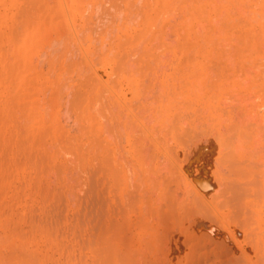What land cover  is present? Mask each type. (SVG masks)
<instances>
[{"label":"rangeland","instance_id":"obj_1","mask_svg":"<svg viewBox=\"0 0 264 264\" xmlns=\"http://www.w3.org/2000/svg\"><path fill=\"white\" fill-rule=\"evenodd\" d=\"M181 1L182 3H179ZM209 1L0 0V264H107L108 260L105 257L109 255L108 252H112L111 255L114 258L120 259V261L123 260L124 264H264V204H262L264 203V190L259 187L261 191H258L261 194L254 193L255 196L252 194L249 196L250 200L252 197L255 200H249L248 204H251V206H244L247 212L235 214L234 207H231L232 203H230L232 201L231 196L225 191V185L221 181V171H218V168H221L228 173L229 169L223 165L222 161L223 164L218 163L219 159L216 160V155H213L211 149L207 147L217 132L220 135L222 134L219 133L221 130V132L225 131L226 133V129L230 130V124L227 125L225 121L228 122L230 119L228 123H233L232 120L234 118H236L234 121L238 123L245 121V119L248 120L247 114L244 112V115L242 113L244 110L239 107L244 102L240 101L241 93L248 97V99L246 97L243 99L245 101L249 100L248 106L256 108L258 104L256 110H264V51H259L260 47L255 48V50L258 49L257 51L261 55L257 57V54H254L255 52L251 49L253 43L256 45V40L261 39L258 35L262 37L258 31L262 32L260 28L264 25H262L264 16L263 18L261 17L262 21L258 18V23L254 22L256 27L253 24L252 28L251 24L256 21L253 20V15L257 16L255 9L261 7L262 4L258 5L254 0H248L247 3L242 0L241 3H246L243 5H247V8L244 6L242 10V6L239 5L240 9L235 6L238 4L235 3L237 0L235 2L227 0L229 1L228 5H230V2H234L233 8L231 5L230 7L236 13L228 14L230 12L226 10L229 8H227L228 5L222 3L226 7L224 9L225 7L223 6V9L226 10L224 12L229 20L221 18L225 16L224 13V16H219L216 20L215 16L219 14L217 6L221 0H218L219 2L215 0L218 2L215 4L213 0ZM224 1L222 0V2ZM211 2L213 5H211ZM184 3L186 6L183 5ZM262 3H264V0ZM190 5L194 6L195 9L197 7L205 8L206 10L204 11L209 14L207 18L209 19V16L210 18L213 16L214 20L210 19L209 21L201 16V22L199 18L203 9L198 10L197 8L196 11ZM252 5L256 7L254 14L253 12L250 13L251 11H247V9L252 8ZM213 6L217 10L215 8V10H212ZM220 7L221 12L222 6L220 5ZM189 10L192 13L191 17H193L191 19L190 17L188 19L186 15L188 14L189 16L191 14ZM245 10L248 12L247 14ZM194 12L201 13H199L197 19L195 18L197 16H194ZM249 13L252 15L248 20ZM151 14L153 15L151 16ZM233 14L237 17L240 14L239 18L241 21ZM263 14L264 10L262 11ZM156 15L157 17H155ZM147 16L150 18L147 19ZM230 16L232 20L233 17H235L234 20H239V23L236 20L232 21L233 23L237 22V27L235 23L231 22L232 26L229 23ZM243 16L246 17H244L246 24H250L249 28L245 25ZM257 17L254 18L257 19ZM147 20L152 23L150 27L147 24ZM180 20L183 22L181 23ZM197 20H200V23ZM204 20L206 22H203ZM219 21L222 23H219ZM224 21L226 22L225 24L223 23ZM192 22L194 23L192 24ZM259 22H262L260 23L261 26ZM227 24H230L231 28ZM35 25L37 27H34ZM181 25L183 27H180ZM224 25H226V30H230V35L226 32ZM177 27L180 28L178 29ZM232 27L234 31H231ZM235 27L236 29H234ZM243 29L246 32L248 31L247 34ZM262 29L264 30V27ZM196 30L199 32H196ZM206 30H208V33L204 34V37L209 35L211 38L213 33L216 32V35L212 36V42V38L210 39V44H208L209 40H206L207 38L204 41L203 37H201ZM217 30L218 34L223 31L219 37H217ZM239 30L244 31V36L242 35L243 33L239 34ZM185 33L188 34L186 35ZM225 33L227 34L226 36ZM254 33L258 35L256 36ZM262 33L264 34V32ZM249 34H251V37L246 39L245 35L250 36ZM234 35L235 37L238 36L236 38L237 41H235ZM254 35L257 38H254ZM227 36L230 39L234 38H232L234 46L232 43L229 44L230 41L227 42V39L229 40ZM240 37L246 41L242 39L239 43ZM218 38L220 41H218ZM214 39L218 43L222 39L226 40V42L224 43L222 40L219 44L220 47L215 49L218 43L214 47ZM259 40H257L258 45L256 46H261L264 43L263 40ZM183 41L184 43H182ZM164 42L167 45L169 42L172 45H176V48L172 47L174 51L172 48V51H167ZM203 42L205 48L202 44ZM186 43L188 46L183 45ZM212 43L213 46L209 47ZM250 43L252 44L251 48L249 47ZM140 44L146 48L151 46L152 49H147L153 51L156 55L154 53L150 54L151 52H148L147 55L146 48H142ZM178 44H180L179 49L188 48L179 51L177 48ZM227 44L230 47L229 49H227ZM231 45L233 47H242L244 45L247 50L250 48V51L242 53L239 57L242 60H240L237 57L238 52L241 53L245 47L243 46L242 50L240 49L241 51L238 49L237 55L234 56L235 54L233 53L235 51H233ZM207 48L209 50L213 48L212 53H208L206 51ZM219 49L221 51H218ZM224 49L226 52L223 51ZM200 50L204 51L201 52ZM251 50L252 53H250ZM246 53H250L251 57L256 55L255 57L259 59L258 61H263L260 63L256 58H252L251 61V57L248 55L250 57L249 60ZM149 54L151 58H149ZM242 56H246V59L245 57L242 58ZM211 57H214L213 60ZM189 59L191 60L189 61ZM198 59H202V61L199 62ZM206 60L208 62H204ZM195 61L202 62L201 66H203L200 67V64ZM142 62L154 65L153 67L148 65L146 67L142 65L143 67H141ZM194 62L199 66L194 65ZM176 63L177 66L175 65ZM239 63H241L240 66ZM220 67L225 69L220 70L222 69ZM202 68L209 74V78L206 73L203 74L204 70L201 71ZM191 69L192 72H190ZM195 73L198 75L196 76ZM228 76L230 77L228 78ZM204 77L208 80H204ZM220 77L223 78L225 84ZM239 78L242 86L238 84ZM189 79L192 81H189ZM218 79L219 81H217ZM232 80H234L233 83ZM216 81L217 85L215 84ZM235 81L237 83L234 84ZM190 82L199 83L200 90L196 85L187 86L191 84ZM177 83H181V87ZM246 83L247 85L251 83L252 87H254L255 83V87L252 88L248 85L247 88ZM260 84L261 87H259ZM174 85L178 87L176 86L175 88ZM184 85L187 87L184 88ZM235 85L239 87L237 88ZM192 86L196 88L195 91H192L191 96L193 98L188 95L191 94L190 90L195 89H191ZM95 87L97 89L94 91ZM173 87L175 92L172 89ZM227 87L231 88L229 89L230 91ZM177 88L181 90H178L179 92L188 95V97L185 94L181 96L184 102H186V98L190 100V97L192 100L195 99L196 102L193 100V103H191V101L186 99L191 103L189 107L194 104V108L192 105L191 108L186 107L187 110L182 106V112H184L182 114L190 118L191 121L185 118L184 120L191 123H184L183 118L181 119L180 116L183 122L178 124L175 121V123L178 126L181 124L185 126L184 128L179 127L177 135H174L173 123L172 125L169 124L173 122L170 119L172 114L168 112L171 117H167L169 119L167 121L164 119L165 121H163L160 113L157 114L161 116L158 118V116L154 115L156 112L153 114L152 112L155 108L153 104L157 101L156 98L159 95L162 96L163 94L161 97L164 99L163 102H168L170 99L167 96L168 93L172 96L171 92L173 91L172 93L175 95ZM211 89L214 90L212 91ZM232 89L234 92L231 91ZM90 90L91 92H89ZM200 91L202 92L201 94L199 93ZM195 92L203 98L200 97L199 99L200 95L197 96ZM221 92L223 93L222 96L220 95ZM164 95L167 97L165 98ZM194 95H196L195 98ZM214 95L218 97L216 96V98ZM180 99L183 101L182 98ZM154 100L156 101L154 102ZM206 102L207 106L205 105ZM249 102H253L254 105ZM155 104L157 105L158 102ZM172 104L170 103V105ZM150 105H152L153 109L149 108ZM208 106L211 107L209 108ZM226 112L228 115H226ZM261 113L262 115H258L260 117L257 119L264 115V111ZM209 114L212 115V118ZM202 116H205V118ZM208 116H210L211 120L215 119L216 121L212 120L213 122H211ZM244 117L246 118L244 119ZM207 118L210 121L209 123ZM220 118H224L222 123L218 120ZM180 119L178 120L180 121ZM203 119L207 127L209 125L212 128L213 123L216 122L217 125L214 123L216 128H222L220 130L212 128L211 130L208 127L209 130L208 128L206 130ZM193 120L200 126L202 124L203 126L201 127H204L202 129L208 132L204 133L200 126L197 125L198 130L202 131V133H197L195 131L197 127ZM192 121L196 127L195 130H193ZM211 123L212 125L210 126ZM189 125H193L190 126V130ZM215 130L217 131L216 134H214ZM194 131L196 134L191 135L190 133L192 132L193 134ZM225 132L224 134H226ZM140 134L146 135V139ZM153 141H156L157 144H153ZM187 141L188 143H186ZM198 144L200 145L198 146ZM203 144L206 146H202ZM258 146L257 150L264 148L263 145ZM246 152H244L243 156ZM153 154L154 157H152ZM243 156L239 155L237 157L239 162H246L247 160V163H249L254 158L249 151L245 157ZM137 157L143 162L147 161L143 164ZM186 159L189 160L187 161ZM139 162L141 163L139 164ZM141 166L144 167L145 174L140 173V171L143 172ZM156 166L157 168L161 166V171ZM146 173L150 176L148 175L149 177H147ZM167 175L170 176L166 177ZM263 175L260 177L263 179H260L262 186L264 184ZM151 176L154 177L151 178ZM156 181L158 184H156ZM192 196H196L197 199L192 198ZM192 199H195V202L204 203L203 207L201 204H196ZM227 199L228 201L230 199L229 204ZM200 206L205 209L201 210L200 208L201 213L198 210ZM195 209L196 214L194 212ZM239 219L242 220L239 221ZM253 232L255 233L254 237L252 236ZM120 238L123 239L120 241ZM130 252L133 254L130 255ZM23 260L24 262H21Z\"/></svg>","mask_w":264,"mask_h":264},{"label":"bare ground","instance_id":"obj_2","mask_svg":"<svg viewBox=\"0 0 264 264\" xmlns=\"http://www.w3.org/2000/svg\"><path fill=\"white\" fill-rule=\"evenodd\" d=\"M54 1H55V0H54ZM79 1H80V0H79ZM85 1H86V0H85ZM89 1H90V0H89ZM183 1H184V0H183ZM213 1H214V2H213ZM213 1H212V2L215 4V3H218L220 0H219V1L217 0L218 2H216L215 0H213ZM223 1H224V0H223ZM226 1H227V0H226ZM226 1L222 2V0H221V1H220L221 3H220V2L218 3V6H219V7L217 6V9H218L219 14L221 13V15L218 14V16H215V15H214L215 13H214L213 15L216 17V20H217V18H218L219 16H220V17H221V16H224L223 13L225 14V16H224V17H221V18H222V19H228V18H226V13L224 12V11H226V10H229L230 12L232 11L231 13H230V12L228 13V14H231V15H232V13H236V11L232 10V8H233L232 5H235L234 2H235L236 0H233L234 2H233V1L230 2V5H231L232 8L230 7V5L227 4L230 0L227 1V2H226ZM241 1H242V0H240V2H239V0H237L235 3H236V4L238 3V4L235 5V6H236V7H239L238 9H240V6H242L241 9L243 10V9H244V6H245V5H243V4H246L248 0H244V1H246V3H243V4L241 3ZM252 1H253V0H252ZM254 1L256 2V4L258 3V5H261V4H262L261 7H259V6H257V7H259L260 9H261V8H263V9H261V11H260V9L254 7V5H252V8H253V9L250 8V7L248 6V8H250L251 10H250V9H247V11H248V12L251 11L250 13L253 12V14H254V13H255V10H256V13H257V16H258V17H257L255 14L253 15L254 17H257V19L254 18V17L252 16V17H253V20H256V21H253V23H251V24H252V28H253V24L255 25L254 22H257V23H258V21H259L258 18H260V19H261L260 21H262V18H263V16H264V14L262 15V11L264 10V7H263L264 3H262L263 0H260V1L258 0L259 2H258L257 0H254ZM59 2H60V1H59ZM93 2H94V1H93ZM119 2H120V1H119ZM119 2H118V3H119ZM129 2H130V1H129ZM208 2H210V1L208 0ZM208 2H206V3L209 5ZM212 2H211V3H212ZM20 3L22 4V2H20ZM50 3H51V2H50ZM60 3H62V2H60ZM80 3H81V2H80ZM102 3H103V2H102ZM104 3H105V2H104ZM106 3H107V2H106ZM112 3H113V2H112ZM114 3H115V2H114ZM179 3H182V1L179 2ZM213 3H212L211 5H213ZM222 3H223L224 5H225V3H226V4L228 5L227 8L229 7V8H231V9H229V8L226 9V7H225ZM239 3H240V4H239ZM250 3H252V2H250ZM47 4H48V3H47ZM51 4H52V3H51ZM92 4H93V3H92ZM119 4H120V3H119ZM126 4H127V2H126ZM192 4H193V3H192ZM254 4H255V3H254ZM256 4H255V5H256ZM24 5H25V4H24ZM28 5H30V4H28ZM33 5H34V4H33ZM41 5H42V3H41ZM48 5H49V4H48ZM58 5H59V4H58ZM83 5H84V4H83ZM105 5H106V4H105ZM183 5L186 6L185 3H184ZM193 5H194V4H193ZM220 5L222 6V11H221V12H220V10H221ZM239 5H240V6H239ZM35 6H36V5H35ZM44 6H46V5H44ZM56 6H57V5H56ZM81 6H82V5H81ZM91 6H93V5H91ZM113 6H114V5H113ZM178 6H180V5H178ZM185 6H183V7H185ZM190 6H191V5H190ZM195 6H196V5H195ZM223 6L225 7L224 9H226V10L223 9ZM24 7H25V6H24ZM33 7H34V6H33ZM58 7H59V6H58ZM122 7H123V6H122ZM188 7H189V6H188ZM191 7H192V6H191ZM196 7H197V6H196ZM210 7H211V6H210ZM210 7H209V9H210ZM215 7H216V5H215ZM215 7L213 6V9H212V10H215V9H216ZM245 7L247 8V5H246ZM29 8H30V6H29ZM34 8H36V7H34ZM71 8H73V7H71ZM139 8H140V7H139ZM149 8H150V7H148V9H149ZM192 8H194V6H193ZM197 8H198V7H197ZM197 8H196V9H197ZM207 8H208V7H207ZM211 8H212V7H211ZM214 8H215V9H214ZM255 8H256V9H255ZM47 9H48V8H47ZM77 9H78V8H77ZM93 9H94V8H93ZM115 9H116V7H115ZM115 9H114V10H115ZM122 9H123V8H122ZM142 9H143V8H142ZM154 9H155V7H154ZM180 9H181V8H180ZM182 9H183V8H182ZM194 9H195V8H194ZM196 9H195V10H196ZM199 9H203V8H198V10H199ZM209 9H207V10H209ZM217 9H216V10H217ZM254 9H255V10H254ZM26 10H27V9H26ZM57 10H58V9H57ZM62 10H63V9H62ZM150 10H151V8H150ZM150 10H149V11H150ZM177 10H178V9H177ZM187 10H188V9H187ZM190 10H193V9H190ZM190 10H189V13H191ZM195 10H194V11H195ZM204 10H206V9L204 8V9H203V12L200 10V11L202 12L203 15L199 12V13L201 14V15H200V18H199L200 20H201L202 18H203V19H206V18H207V15H209L208 12H207V11H204ZM252 10H253V11H252ZM33 11H34V10H33ZM81 11H82V10H81ZM96 11H97V10H96ZM196 11H197V10H196ZM257 11H258V12L260 11V12L258 13ZM45 12H46V11H45ZM64 12H65V11H64ZM97 12H98V11H97ZM104 12H105V11H104ZM116 12H117V11H116ZM140 12H141V11H140ZM147 12H148V11H147ZM154 12H155V11H154ZM156 12H158V11H156ZM162 12H163V11H162ZM177 12H179V11H177ZM192 12H193V11H192ZM204 12H205V14H204ZM206 12H207V14H206ZM209 12H210V11H209ZM214 12H217V11H214ZM218 12H217V13H218ZM245 12H246V10H245ZM248 12H246V14H247ZM28 13H29V12H28ZM30 13H31V12H30ZM34 13H35V12H34ZM65 13H67V12H65ZM150 13H151V12H150ZM179 13H180V12H179ZM181 13H182V12H181ZM194 13H195V14H194ZM194 13H193L194 16H195V15L197 16V17H195V18L197 19V18L199 17V13H198V12H194ZM196 13H197L198 15H197ZM239 13H240V12H239ZM250 13H249L248 18H247L248 20H249L250 16L252 15V14L250 15ZM69 14H70V13H69ZM75 14H76V13H75ZM118 14H119V13H118ZM130 14H131V13H130ZM139 14H140V13H139ZM153 14H154V13H153ZM153 14H151V16H152ZM158 14H159V13H158ZM158 14H157V15H158ZM165 14H166V13H165ZM182 14H183V13H182ZM228 14H227V16H228ZM43 15H44V14H43ZM81 15H82V14H81ZM89 15H91V14L89 13ZM116 15H117V14H116ZM140 15H142V14H140ZM148 15H149V14H148ZM157 15H156L155 17H157ZM161 15H162V13H161ZM186 15H187L188 19H189V17H190V19L193 18V17H191L192 13H191L189 16H188V14H186ZM211 15H212V14H211ZM233 15H234V14H233ZM239 15H240V14H239ZM239 15H238V17H237L236 15H234V16L238 19V18H239ZM261 15H262V16H261ZM35 16H36V15H35ZM50 16H51V15H50ZM91 16H92V15H91ZM93 16H94V15H93ZM108 16H109V15H108ZM110 16H111V15H110ZM113 16H115V15H113ZM117 16H118V15H117ZM121 16H122V14H121ZM143 16H144V15H143ZM162 16H163V15H162ZM177 16H178V14H177ZM180 16H181V15H180ZM182 16H183V15H182ZM201 16H202V18H201ZM40 17H41V16H40ZM56 17H57V16H56ZM82 17H83V16H82ZM115 17H116V16H115ZM119 17H120V16H119ZM164 17H165V16H164ZM184 17H185V16H184ZM187 17H186V18H187ZM235 17H233V20H234ZM240 17H241V16H240ZM244 17H245V16H243V18H244ZM252 17H251V18H252ZM261 17H262V18H261ZM31 18H32V16H31ZM37 18H38V17H37ZM70 18H71V17H70ZM75 18H76V16H75ZM83 18H84V17H83ZM90 18H91V17H90ZM93 18H94V17H93ZM93 18H92V19H93ZM116 18H117V17H116ZM120 18H121V17H120ZM129 18H130V17H129ZM148 18H150V17L147 16V19H148ZM175 18H176V17H175ZM178 18H179V17H178ZM178 18H177V19H178ZM231 18H232V17L230 16V22H229V23H231V22L233 21ZM245 18H246V17H245ZM245 18H244V21L246 20ZM33 19H35V18H33ZM66 19H67V17H66ZM80 19H81V18H80ZM92 19H91V20H92ZM132 19H133V17H132ZM152 19H153V18H152ZM152 19H150V20H152ZM155 19H156V18H155ZM168 19H169V18H168ZM172 19H174V18H172ZM179 19H180V18H179ZM179 19H178V20H179ZM182 19L184 20V18H182ZM182 19H181V20H182ZM207 19H208V18H207ZM210 19H211V20H214V19H213V16H211V18H210V16H209V19H208V20L210 21ZM219 19H220V18H219ZM222 19H221V20H222ZM237 19H235L237 22H238L239 20L241 21L240 18H239V20H237ZM36 20H37V19H36ZM50 20H51V19H50ZM67 20H68V19H67ZM75 20H76V19H75ZM87 20H88V19H87ZM109 20H110V19H109ZM135 20H137V19H135ZM144 20H145V19H144ZM159 20H160V19H159ZM170 20H171V19H170ZM174 20H176V19H174ZM181 20H180V21H181ZM200 20H197V21L200 23ZM221 20H220V21H221ZM228 20H229V19H228ZM235 20H234V21H235ZM248 20H247V21H248ZM250 20H251V19H250ZM257 20H258V21H257ZM23 21H24V20H23ZM61 21H62V20H61ZM142 21H143V19H142ZM147 21H148V20H147ZM147 21H146V22H147ZM154 21H155V20H154ZM154 21H153V22H154ZM186 21H187V19H186ZM186 21H185V22H186ZM190 21H191V20H190ZM220 21H219V23H222V22H220ZM54 22H55V21H54ZM64 22H65V21H64ZM67 22H68V21H67ZM87 22H89V21H87ZM115 22H116V21H115ZM124 22H125V21H124ZM130 22H131V21H130ZM132 22H133V21H132ZM134 22H135V21H134ZM150 22H152V21H150ZM158 22H159V21H158ZM176 22H177V21H176ZM182 22H183V21H181V23H182ZM185 22H184V23H185ZM187 22H188V21H187ZM198 22H197V23H198ZM201 22H202V20H201ZM203 22H206V21L204 20ZM216 22H217V21H216ZM237 22H236V23H237ZM242 22H243V20H242ZM249 22H252V21H249ZM262 22H263V23H262ZM262 22H259V24H260V23H262V25L264 24V18H263V21H262ZM47 23H48V22H47ZM51 23H52V22H51ZM106 23H107V22H106ZM161 23H162V22H161ZM193 23H194V22H192V24H193ZM195 23H196V22H195ZM208 23H209V22H208ZM208 23H205V24H208ZM223 23L225 24L226 22L224 21ZM227 23H228V22H227ZM232 23H233V22H232ZM232 23H231V26H232ZM234 23H235V22H234ZM234 23H233V24H234ZM236 23H235V25H236ZM238 23H239V22H238ZM244 23H245V25H247V24H246V21H245ZM257 23H256V24H257ZM62 24H63V23H62ZM67 24H69V23H67ZM104 24H105V23H104ZM110 24H111V23H110ZM115 24H116V23H115ZM147 24H148L149 27H150V24H152V23H149V21H148ZM173 24H174V23H173ZM179 24H180V23H179ZM210 24H211V23H210ZM240 24H242V23L240 22ZM248 24H249V23H248ZM259 24H258V26H259ZM30 25H31V24H30ZM123 25H124V24H123ZM145 25H146V24H145ZM148 25H147V26H148ZM154 25H155V24H154ZM168 25H169V24H168ZM182 25H184V24H182ZM182 25H181L180 27H183ZM185 25H186V23H185ZM199 25H200V24H199ZM199 25H198V26H199ZM212 25H213V24H212ZM235 25H234V26H235ZM249 25H250V24H249ZM249 25H247V27H248ZM69 26H70V25H69ZM75 26H77V25H75ZM125 26H127V25H125ZM142 26H143V25H142ZM158 26H159V24H158ZM161 26H162V24H161ZM169 26H170V25H169ZM188 26H190V25H188ZM204 26H205V25H204ZM225 26H226V25H224V28H225ZM227 26L231 28L230 24H227ZM237 26H238V25H236V27H237ZM260 26H261V24H260ZM34 27H37V26L35 25ZM70 27H71V26H70ZM107 27H108V26H107ZM116 27H117V26H116ZM123 27H124V26H123ZM159 27H160V26H159ZM167 27H168V26H167ZM171 27H172V26H171ZM180 27H179V28H180ZM201 27H203V26H201ZM217 27H218V26H217ZM236 27H235L234 29H236ZM255 27H256V25H255ZM255 27H254V28H255ZM261 27L263 28L264 25L261 26ZM17 28H18V27H17ZM40 28H41V27H40ZM130 28H131V27H130ZM142 28H143V27H142ZM146 28H147V27H146ZM175 28H176V27H175ZM177 28H178V27H177ZM179 28H178V29H179ZM204 28L207 29L206 27H204ZM222 28H223V27H222ZM222 28H221V29H222ZM248 28H249V27H248ZM248 28H246V29L248 30ZM262 28H260V29H261L262 32H264V30H263ZM37 29H38V28H37ZM68 29H70V28L68 27ZM77 29H78V28H77ZM101 29H102V28H101ZM112 29H113V28H112ZM131 29H132V28H131ZM140 29H141V28H140ZM173 29H174V28H173ZM195 29H196V28H195ZM208 29H209V26H208ZM214 29H215V27H214ZM216 29H217V28H216ZM226 29H227V28H225V30H226ZM240 29H241V26H240ZM258 29H259V28H258ZM70 30H71V29H70ZM117 30H118V29H117ZM141 30H143V29H141ZM147 30H148V29H147ZM157 30H158V27H157ZM161 30H162V29H161ZM176 30H177V29H176ZM193 30H194V29H193ZM199 30H201V29H199ZM222 30H223V29H222ZM225 30H224V31H225ZM243 30H244V29H243ZM254 30H255V29H254ZM254 30H253V32H254ZM18 31H19V30H18ZM67 31H68V30H67ZM75 31H76V30H75ZM78 31H79V30H78ZM80 31H81V30H80ZM103 31H104V30H103ZM108 31H109V30H108ZM114 31H115V30H114ZM149 31H150V30H149ZM154 31L157 32L156 29H154ZM179 31H180V30H179ZM184 31H185V30H184ZM197 31H198V30H196V32H197ZM209 31H210V30H209ZM211 31L214 32L213 30H211ZM220 31H221V30H220ZM229 31H230V30H229ZM229 31L226 30V32H228V33H229ZM231 31H234V30H233V27H232V30H231ZM240 31H242V30H239V34L241 35V34L243 33L242 35L244 36V34H245L244 31H245V30L242 31L241 33H240ZM40 32H41V31H40ZM81 32H82V31H81ZM124 32H125V31H124ZM155 32H154V33H155ZM172 32H173V31H172ZM186 32H188V31H186ZM198 32H199V31H198ZM212 32H211V33H212ZM222 32H223V31H222ZM222 32H221V33L219 32L220 34H218V30H217V34H218L217 37H219V35H221ZM235 32H237V31H235ZM245 32H246V31H245ZM247 32H248V31H247ZM247 32H246V34H247ZM249 32H251V31H249ZM256 32H257V31H256ZM262 32L258 31V33H259L262 37H260L258 34H257V35H258L259 38H261L260 40H263V41H264V36H263L264 34H263ZM101 33H102V32H101ZM105 33H106V32H105ZM113 33H114V32H113ZM130 33H131V32H130ZM142 33H143V32H142ZM146 33H147V32H146ZM207 33H208V30H206V32H204V33L202 34L201 37H203L204 41H205V38H207L206 40H209V43H208V44H210V43L213 41V37H212V36H213V35H216V32L213 33V35L211 36L212 39L209 37V35H205V37L203 36L204 34H207ZM232 33H233V32H232ZM64 34H66V33H64ZM106 34H107V33H106ZM132 34H133V33H132ZM149 34H150V33H149ZM156 34H157V33H156ZM160 34H161V33H160ZM174 34H175V33H174ZM185 34H186V33H185ZM187 34H188V33H187ZM187 34H186V35H187ZM190 34H191V33H190ZM233 34H235V33H233ZM233 34H232V35H233ZM254 34H255V33H254ZM16 35H17V34H16ZM139 35H140V34H139ZM145 35H147V34H145ZM175 35H177V34H175ZM193 35H194V34H193ZM198 35H199V34H198ZM226 35H227V34L225 33V36H226ZM229 35H230V33H229ZM249 35H250V36H246V35H245L246 39H248L247 37H251V34H249ZM255 35H256V34H255ZM255 35H254V38H257V37H255ZM257 35H256V36H257ZM17 36H18V35H17ZM17 36H16V37H17ZM106 36H107V35H106ZM163 36H164V35H163ZM167 36H168V35H167ZM180 36H181V34H180ZM199 36H200V35H199ZM207 36H208L209 38H208ZM243 36H241V37H243ZM20 37H21V36H20ZM28 37H29V36H28ZM152 37H153V36H152ZM171 37H172V36H171ZM183 37H184V36H183ZM227 37H228V36H227ZM231 37H232V36H231ZM241 37H240L241 40L238 39V40H239V41H238L239 43H240V41H242V39H244V38H241ZM132 38H133V37H132ZM167 38H168V37H167ZM175 38H176V37H175ZM178 38H179V37H178ZM187 38H188V37H187ZM192 38H193V37H192ZM221 38H222V37H221ZM225 38H226V37H225ZM228 38H229V37H228ZM232 38H233V37H232ZM232 38H231V39H232ZM234 38H235V41H237L236 38H238V36L235 37V35H234ZM234 38H233V39H234ZM137 39H138V38H137ZM162 39H163V38H162ZM168 39H169V38H168ZM196 39H197V38H196ZM203 39H202V41H203ZM210 39H211V42H210ZM231 39H230V38H229V40L227 39V42L230 41L229 44L232 43V45H233L234 42H232V41H234V40H233V39L231 40ZM249 39H251V38H249ZM252 39H253V37H252ZM176 40H177V39H176ZM193 40H194V39H193ZM222 40H223V39H222ZM222 40H221V42H222ZM244 40H245V39H244ZM257 40H259V39H257ZM257 40H256V42H255L256 45H258V44H257ZM260 40H259V41H260ZM150 41H151V40H150ZM150 41H149V42H150ZM152 41H153V40H152ZM160 41H161V40H160ZM163 41H164V40H163ZM169 41H170V40H169ZM218 41H220L219 38H218ZM218 41L216 42V39H214V42H213V43H214V47H215L216 43H218ZM223 41H224V40H223ZM245 41H246V40H245ZM221 42H220V43H221ZM225 42H226V40L224 41V43H225ZM238 42H237V43H238ZM243 42H244V41H243ZM250 42H252V40H250ZM138 43H139V42H138ZM174 43H175V42H174ZM177 43H178V40H177ZM182 43H184V41H183ZM188 43H189V42H188ZM205 43H206V42H205ZM213 43H212L211 45H209V47H210V46H213ZM220 43H218V46L216 45V48H215V49H217V47H218V48L220 47V46H219ZM224 43H223V44H224ZM235 43H236V42H235ZM239 43H238V44H239ZM146 44H147V43H146ZM156 44H157V43H156ZM189 44H191V43H189ZM193 44H194V43H193ZM202 44H203V46H204V42H203ZM202 44H201V45H202ZM208 44H207V45H208ZM248 44H249V42H248ZM161 45H162V44H161ZM164 45H165V48L167 49V51H168V50H171V48H172L173 46L176 48V45H172V44H170V42L168 43V45H167V43L164 42ZM179 45H180V44H178V47H177L178 49H179ZM183 45H187V43H186V44H183ZM201 45H200V46H201ZM224 45H225V44H224ZM224 45H223V46H224ZM227 45H228V44H227ZM232 45H231V47L234 46V45H233V46H232ZM251 45H252V44L250 43V45H249L250 48H251ZM254 45H255V44L253 43V47H252L251 49L255 52L254 54H257V57H260L261 55H260V52H259V51H261V50L264 51V43L262 44L263 47H262V45H261V46H256V45L254 46ZM140 46H141V44H140ZM148 46H149V45H148ZM170 46H171V47H170ZM187 46H188V45H187ZM193 46H194V45H193ZM243 46H244V45H243ZM243 46H242V47H241V46H237V47L235 46V47H233V51H235V52L233 53V54H235L234 56L237 55L238 49H239V50H240V49L242 50ZM246 46H247V45H246ZM141 47H142V46H141ZM141 47H140V48H141ZM149 47H151V46H149ZM149 47H147V48H148V49H152V47H151V48H149ZM162 47H163V46H162ZM195 47H196V46H195ZM207 47H208V46H207ZM209 47H208V48H209ZM239 47H240V48H239ZM244 47H245V46H244ZM249 47H248V48H249ZM257 47H260V48H259V51H257L258 49L255 50V48H257ZM142 48H146V47H142ZM147 48H146V50H147L146 54H147L148 52H151L150 54L154 53L153 51H149ZM169 48H170V49H169ZM185 48H188V47H185ZM185 48H183V49H185ZM204 48H205V46H204ZM208 48L206 49V51H207L208 53H210V52L212 53L213 48H211L212 50H209ZM226 48H227V47H226ZM229 48H230V47H229V45H228V48H227V49H229ZM234 48H236V50H234ZM250 48L247 50V47H245L244 49H246V50H244V49H243L242 51L240 50L241 53L238 52V56H237V57L239 58L240 55H241L242 53H244L245 51H246V52H247V51H250ZM155 49H156V48H155ZM178 49H177V51H178ZM183 49L181 48V49H179V51H180V50H183ZM191 49H193V48H191ZM194 49H195V48H194ZM197 49H198V48H197ZM200 49H202V48H200ZM220 49H221V48H220ZM220 49H219L218 51H221ZM222 49H223V48H222ZM144 50H145V49H144ZM172 50L174 51L173 48H172ZM172 50H171V51H172ZM204 50H205V49H204ZM204 50H203V51H204ZM252 50H251L250 53H252ZM175 51H176V50H175ZM191 51H192V50H191ZM191 51H190V52H191ZM195 51H196V50H195ZM200 51H201V50H200ZM200 51H199V52H200ZM203 51H201V52H203ZM223 51H225V49H224ZM223 51H222V52H223ZM228 51H229V50H228ZM263 51H262V52H263ZM143 52H145V51H143ZM188 52H189V50H188ZM201 52H200V53H201ZM225 52H226V51H225ZM168 53H169V52H168ZM171 53H172V52H171ZM183 53L186 55L185 52H183ZM193 53H194V51H193ZM200 53H199V54H200ZM215 53H216V52H215ZM230 53H231V52H230ZM250 53H249V54L246 53V56H247V58H249V60H250V57H251ZM150 54H149V58H151V57H150ZM154 54H155V53H154ZM173 54H174V53H173ZM176 54H177V53H176ZM188 54H189V53H188ZM201 54H203V53H201ZM217 54H218V53H217ZM147 55H148V54H147ZM155 55H156V54H155ZM197 55H198V53H197ZM205 55H206V57H207V54H206V53H205ZM230 55H231V54H230ZM248 55H249L250 57H249ZM259 55H260V56H259ZM168 56H169V55H168ZM183 56H184V55H183ZM208 56H209V55H208ZM234 56H232V57H234ZM246 56H242V58L245 57V59H246ZM255 56H256V55H255ZM255 56H254V57H251V61H252V58H253V59L256 58L257 61L259 60V59H258L257 57H255ZM147 57H148V56H147ZM153 57H154V56H153ZM184 57H185V56H184ZM184 57H183V60H184ZM194 57H195V56H194ZM262 57H263V56H262ZM161 58H162V57H161ZM165 58H166V57H165ZM185 58H187V57H185ZM209 58H210V57H209ZM211 58H212V57H211ZM213 58H214V57H213ZM213 58H212V60H213ZM263 58H264V57H263ZM140 59H141V58H140ZM146 59H147V58H146ZM156 59H157V58H156ZM158 59H159V58H158ZM176 59H177V58H176ZM227 59H228V58H227ZM239 59H240V58H239ZM239 59H238V60H239ZM159 60H160V59H159ZM166 60H167V59H166ZM190 60H191V59H189V61H190ZM198 60H199V59H198ZM212 60H211V61H212ZM234 60H235V59H234ZM240 60H242V59H240ZM260 60H261V59H260ZM141 61H142V60H141ZM157 61H158V60H157ZM157 61H156V62H157ZM163 61H164V60H163ZM169 61H170V60H169ZM175 61H176V60H175ZM196 61H197V60H196ZM196 61H195V62H196ZM200 61H202V59L199 60V62H200ZM217 61H218V60H217ZM220 61H221V60H220ZM222 61H223V60H222ZM224 61H225V60H224ZM235 61H236V60H235ZM257 61H256V62H257ZM262 61H263V60H262ZM262 61H261V62H262ZM138 62H140V61H138ZM138 62H137V63H138ZM145 62H146V61H145ZM153 62H154V61H153ZM195 62H194V65H198V64H195ZM199 62H196V63H199ZM204 62H208V61L206 60V61H204ZM253 62H254V60H253ZM258 62H260V61H258ZM261 62H260V63H261ZM181 63H183V61H181ZM185 63H186V60H185ZM192 63H193V61H192ZM201 63H202V62H201ZM201 63H199V64H200V67L203 66V65L201 66ZM213 63H214V62H213ZM224 63H226V62H224ZM235 63H236V62H235ZM149 64H151V65H149ZM161 64H162V62H161ZM204 64H205V63H204ZM208 64H210V63H208ZM208 64H206V65H208ZM214 64H215V63H214ZM221 64H222V63H221ZM236 64H237V63H236ZM236 64H235V65H236ZM240 64H241V63H239V66H240ZM262 64H263V63H262ZM142 65H143L144 67H146L147 65L153 67L154 64H153V65H152V63H146V64H144V62H142V63H141V67H143ZM157 65H158V64H157ZM175 65L177 66V63H176ZM179 65H180V64H179ZM182 65H183V64H182ZM187 65H188V61H187ZM192 65H193V64H192ZM223 65H224V64H223ZM244 65H245V64H244ZM263 65H264V64H263ZM139 66H140V65H139ZM160 66H161V65H160ZM163 66H164V65H163ZM180 66H181V65H180ZM198 66H199V65H198ZM208 66H209V65H208ZM208 66H207V67H208ZM212 66H213V65H212ZM216 66H217V64H216ZM224 66H225V65H224ZM183 67H184V66H183ZM193 67H194V66H193ZM222 67H223V66H222ZM222 67H220V68H222ZM148 68H150V67H148ZM155 68H156V67H155ZM196 68H197V66H196ZM198 68H199V67H198ZM215 68H217V67H215ZM253 68H254V67H253ZM159 69H160V68H159ZM175 69H177V68H175ZM178 69H179V68H178ZM206 69H207V68H206ZM209 69H210V67H209ZM223 69H225V68H222V69H220V70H223ZM247 69H248V68H247ZM247 69H246V70H247ZM145 70H146V69H145ZM181 70H183V69H181ZM197 70H198V69H197ZM203 70H204V69L202 68L201 71H203ZM218 70H219V68H218ZM248 70H249V69H248ZM167 71H168V70H167ZM176 71H177V70H176ZM148 72H149V71H148ZM177 72H178V71H177ZM190 72H192V69H191ZM214 72H218V71H214ZM222 72H223V71H222ZM245 72H248V71H245ZM158 73H159V72H158ZM161 73L163 74V72H161ZM164 73H165V72H164ZM166 73H167V72H166ZM171 73H172V72H171ZM182 73H183V72H182ZM198 73H199V72H198ZM205 73L207 74V77L209 78V74L204 70L203 74H205ZM229 73H230V72H229ZM257 73H258V72H257ZM261 73H262V72H261ZM183 74H184V73H183ZM195 74H196V73H195ZM195 74H194V75H195ZM214 74H215V73H214ZM219 74H220V73H219ZM236 74H237V73H236ZM251 74H252V73H251ZM145 75H146V74H145ZM148 75H149V74H148ZM159 75H160V74H159ZM169 75H170V74H169ZM173 75H174V74H173ZM185 75H186V74H185ZM197 75H198V74H196V76H197ZM223 75H224V74H223ZM242 75H243V74H242ZM260 75H261V74H260ZM150 76H151V75H150ZM162 76H163V75H162ZM164 76H165V75H164ZM188 76H189V75H188ZM188 76H187V77H188ZM191 76H192V75H191ZM196 76H195V77H196ZM203 76H204V75H203ZM205 76H206V75H205ZM236 76H237V75H236ZM251 76H252V75H251ZM152 77H154V76H152ZM167 77H168V76H167ZM178 77H179V76H178ZM222 77H224V76H222ZM222 77H220V78H222ZM225 77H226V76H225ZM229 77H230V76H228V78H229ZM247 77H248V76H247ZM148 78H149V77H148ZM168 78H169V77H168ZM171 78H172V75H171ZM179 78H180V77H179ZM179 78H178V79H179ZM184 78H186V77L184 76ZM204 78H205L204 80L207 79L206 77H204ZM212 78H213V77H212ZM212 78H211V79H212ZM250 78H251V77H250ZM256 78H257V77H256ZM143 79H144V78H143ZM166 79H167V78H166ZM166 79H165V80H166ZM172 79H173V78H172ZM175 79H176V78H175ZM178 79H177V80H178ZM181 79H182V78H181ZM245 79H246V78H245ZM148 80H149V79H148ZM161 80H162V79H161ZM187 80H188V79H187ZM207 80H208V79H207ZM230 80H231V79H230ZM237 80H238V79H237ZM175 81H176V80H175ZM189 81H192V80L189 79ZM212 81H213V80H212ZM217 81H219V79H218ZM217 81L215 82L216 85H217ZM226 81H227V80H226ZM233 81H234V80H232V83H233ZM251 81H252V80H251ZM251 81H248V82H251ZM253 81H256V80H253ZM148 82H149V81H148ZM153 82H154V81H153ZM158 82H159V81H158ZM179 82H180V81H179ZM208 82L210 83V81H208ZM220 82H221V80H220ZM222 82H224L223 78H222ZM240 82H241V81H240V78H239L238 84H241V83H242V82H241V83H240ZM246 82H247V81H246ZM257 82H258V81H256V83H257ZM145 83H146V82H145ZM161 83H162V82H161ZM190 83H191V82H190ZM235 83H237V82L235 81L234 84H235ZM243 83H244V81H243ZM251 83H252V82H251ZM251 83H250V85H249V83H248L249 87L251 86ZM258 83H259V82H258ZM175 84H176V83H175ZM180 84H181V83H180ZM180 84L177 83V85H179V87H181ZM184 84H186V83L184 82ZM187 84H188V82H187ZM198 84H199V83H198ZM198 84H197V82H195V84H194V83H191L190 85H187V86L190 87L191 85H193V86L196 85V86L199 87V90H200V85H198ZM224 84H225V82H224ZM224 84H223V86H224ZM238 84H236V85H238ZM244 84H245V83H244ZM157 85H160V84H157ZM162 85H163V84H162ZM177 85H174L175 88H176ZM212 85H213V83H212ZM229 85H230V84H229ZM236 85H235V86H236ZM248 85H247V83H246L247 88H248ZM252 85H253V84H252ZM147 86H148V85H147ZM151 86H152V85H151ZM155 86H156V85H155ZM187 86L184 85V88L187 87ZM193 86H192L191 89H194V88H195V87H193ZM219 86H220V85H219ZM223 86H222V88L225 87V86H224V87H223ZM226 86H227V85H226ZM239 86H242V84L239 85ZM239 86H236V87L238 88ZM243 86H244V85H243ZM256 86H258V84H256ZM85 87H86V86H85ZM159 87H162V86H159ZM177 87H178V86H177ZM198 87H197V89H198ZM214 87H215V85H214ZM228 87H230V86H228ZM228 87H227L228 90L231 89V88H228ZM236 87H235V88H236ZM251 87H252V86H251ZM254 87H255V83H254ZM254 87H252V88H254ZM259 87H261V84H260ZM86 88H87V87H86ZM145 88H146V87H145ZM153 88H154V87H153ZM162 88H163V87H162ZM175 88H174V87L172 88L173 91H174ZM212 88H213V87H212ZM240 88H241V87H240ZM240 88H239V89H240ZM243 88H246V87H243ZM252 88H250V89H252ZM84 89H85V88H84ZM95 89H97V88L95 87V88H94V91H95ZM141 89H143V88H141ZM141 89H140V90H141ZM167 89H168V88H167ZM167 89H166V90H167ZM201 89H202V88H201ZM216 89H217V88H216ZM233 89H234V88H233ZM233 89H232L231 91H233ZM258 89H260V88H258ZM140 90H139V91H140ZM166 90H165V93H166ZM178 90L181 91L180 89L177 88V90H176L177 93H175V95L172 93V92H173V91H172V92H171L172 96H170L169 93H168V95L165 94V95L169 96L168 98H170V99L168 100V102H170L171 104L173 103L172 105H170V103L168 104V102H163L164 99L161 98V97L163 96V94L161 93L162 96L159 95L158 98H156L157 101L154 100V102H155V101L158 102L159 105H158V104L156 105V104H155L156 102H155V103L153 104V105H154L153 107H155V108H154V111L151 110V111H153L152 114H153L154 112H156V113H154V115H155L156 117L158 116V118L161 117V116L157 115L158 113H160V114L162 115V120H163V121H165L164 119H166V121H167V119H169V118L172 116L170 119H172L173 122L169 123V120H168V123L171 124V125H172V123H173V127H172V128L175 129V130L173 129V130H174V131H173V134H174V135H175V134L177 135V133H178L177 129H178L179 127L184 128V126H185V125L183 126V124H181L182 126H181V125L178 126V125L175 123V121H176L178 124H180L181 122H183L182 120H184V118L190 120V118H187V117L183 116L184 112H182V106L186 108V107H189V105H190L191 103H193V102H192L193 100H194V102H196L195 99H193V100L191 99V97L193 98V96H191L192 93H193L192 91H195L196 88H195L194 90H190V91H191V94H188L189 96H191V97L189 98L190 100H188V99L186 98L188 101H191V103H189L186 99H185L186 102H184V99H183V97H181V96H183V95L185 94L186 97H188V95H187L186 93L179 92ZM211 90L213 91L214 89H211ZM228 90H227V91H228ZM240 90H242V89H240ZM240 90H239V91H240ZM246 90H247V89H246ZM246 90H245V91H246ZM256 90H257V89H256ZM97 91H98V90H97ZM99 91H101V90L99 89ZM142 91H144V89H143ZM163 91H164V90H163ZM170 91H171V90H170ZM225 91H226V88H225ZM225 91H224V92H225ZM229 91H230V90H229ZM236 91L238 92L237 89H236ZM247 91H248V90H247ZM250 91H251V90H250ZM260 91H261V90H260ZM260 91H259V92H260ZM89 92H91V90H90ZM161 92H162V91H161ZM168 92H169V91H168ZM174 92H175V91H174ZM178 92H179V93H178ZM196 92H197V91H196ZM196 92H195V94H196ZM215 92L217 93V91H215ZM215 92H214V93H215ZM218 92H219V91H218ZM233 92H234V91H233ZM259 92H258V93H259ZM263 92H264V91H263ZM148 93H149V92H148ZM197 93H198V92H197ZM199 93L201 94L202 92L200 91ZM205 93H206V92H205ZM228 93H229V92H228ZM231 93H232V92H231ZM261 93H262V92H261ZM98 94H99V93H98ZM140 94H141V92H140ZM150 94H151V93H150ZM181 94H182V95H181ZM200 94H199V95H200ZM203 94H204V93H203ZM203 94H202V95H203ZM206 94H207V93H206ZM206 94H204V95H206ZM219 94H220V93H219ZM219 94H218V96H219ZM222 94H223V93L221 92L220 95L222 96ZM233 94H234V93H233ZM236 94H237V93H236ZM165 95H164V97L166 98L167 96H165ZM196 95H197V94H196ZM196 95H194V98H195ZM199 95H197V96H199ZM241 95H242V96H241ZM244 95H245V94H244ZM244 95H243L242 93L240 94V96H241L240 101H242V102L244 101V102L241 103L242 105H241V104H238V105H241V106H239V107H241V108L244 110V111H242V113L245 112V113L247 114V119H248V120H246V119H245L246 117H244L245 121H242V122H239V123L234 121L236 118H234V119L232 120L233 123H232L231 121H230L231 123H228L230 119L228 120V122L225 121V122L227 123V125L230 124V127H229L230 130L228 131V130L226 129L227 133L224 131L226 134H224V132H221V131H222V130H221L219 133H222V134H220V135L218 134V132H217L216 130H220V128H222V127H220V128H219V127L216 128V126H215L216 122H214L215 124L213 123L212 128L216 129L214 134H216V132H217V134H216L215 136L212 137L210 143L208 142L209 145L207 146V147H208L209 149H211V151L213 152L212 154H213V155H214V154L216 155V157H217L216 160L219 159V161H217V162H218V163H221V164L224 163L223 165H225L226 168L229 169L228 173H227V172H224L221 168H218V171H219V170L221 171V172H220V174L222 175V176H221V178H222L221 181L224 183L223 185H225V191L228 192V194H230V196H231V200H232V201H230V199H229V201H230V203H232L231 207H234L235 214H237V213H238V214H241V213H245V212H247L246 209H244V208H245L244 206H245V205H249V206H251V204H248V202H249V200H250L249 196H250L251 194L255 196L254 193H259V194H261V192H260L261 190H260V189H263V190H264V187H263L264 184H263V186H262V184H260L261 180H263V179L260 178V177H261V175L264 174V161H263V160H264V148H263V147H264V117H263L264 115L261 116L260 119H257V118L260 117V116H258V115H260V114L262 115L261 112H263L264 110H263V111H261V110H260V111H259V110H256V108H258V106H257L258 104L256 105V108H253V106H250V105L248 106L247 104H248V101H249V100H248V101L243 100V99H245V97H246V96H244ZM246 95H247V94H246ZM249 95H250V94H249ZM156 96H157V95H156ZM214 96L216 97L217 95H214ZM218 96H217V97H218ZM223 96L226 97L225 95H223ZM235 96H236V95H235ZM243 96H244V98H242ZM200 97H201V95L199 96V99H200ZM217 97H216V98H217ZM229 97H230V96H229ZM229 97H227V98H229ZM238 97H239V96H238ZM259 97H260V96H259ZM99 98H100V97H99ZM180 98H182L183 101H182ZM184 98H185V96H184ZM201 98H203V97H201ZM206 98H207V96H206ZM209 98H210V97H209ZM211 98H212V97H211ZM227 98H226V99H227ZM246 98L248 99V97H246ZM251 98H252V97H251ZM207 99H208V98H207ZM222 99H223V98H222ZM241 99H242V100H241ZM260 99H261V98H260ZM110 100H111V99H110ZM147 100H148V99H147ZM196 100H197V99H196ZM209 100H210V99H209ZM215 100H216V99H215ZM220 100H221V99H220ZM220 100H219V102H220ZM252 100H253V99H252ZM254 100H255V99H254ZM198 101H199V100H198ZM204 101H205V100H204ZM112 102H113V101H112ZM140 102H141V101H140ZM207 102H209V101H207ZM207 102H206V104H205L206 106H207ZM253 102H255V101H253ZM253 102H251V103L253 104ZM110 103H111V101H110ZM110 103H109V104H110ZM202 103H203V101H202ZM210 103H211V102H210ZM210 103H209V104H210ZM212 103H213V102H212ZM249 103H250V102H249ZM251 103H250V104H251ZM258 103H259V102H258ZM104 104H105V103H104ZM106 104H107V103H106ZM112 104H113V103H112ZM112 104H111V105H112ZM138 104H140V103H138ZM199 104H200V103H199ZM216 104H217V103H216ZM220 104H221V103H220ZM107 105H108V104H107ZM155 105H156V106H155ZM192 105H193V108H194V104H192ZM192 105H191V107H192ZM213 105H214V104H213ZM224 105H225V104H224ZM235 105H236V104H235ZM253 105H254V104H253ZM261 105H262V104H261ZM263 105H264V104H263ZM141 106H142V104H141ZM151 106H152V105H150L149 108L153 109V107H151ZM199 106H200V105H199ZM201 106H202V104H201ZM217 106H218V105H217ZM144 107H145V106H144ZM191 107H189V108H191ZM208 107H209V106H208ZM208 107H207V108H208ZM210 107H211V106H210ZM210 107H209V108H210ZM215 107H216V106H215ZM221 107L227 108V107H225V106H221ZM110 108H111V107H110ZM197 108H198V107H197ZM209 108H208V110H209ZM186 109H187V108H186ZM202 109H203V108H202ZM235 109H236V107H235ZM237 109H238V108H237ZM141 110H142V109H141ZM187 110H188V109H187ZM203 110H204V109H203ZM203 110H202V111H203ZM205 110H206V109H205ZM224 110H225V109H224ZM228 110H229V109H228ZM228 110H227V111H228ZM232 110H234V109H232ZM238 110H239V109H238ZM149 111H150V110H149ZM193 111H194V110H193ZM213 111H214V110H213ZM216 111H217V110H216ZM218 111H219V110H218ZM168 112H170L172 115L170 116V115L168 114ZM186 112H189V111H186ZM195 112H196V111H195ZM198 112H199V111H198ZM211 112H212V111H211ZM231 112L233 113V111H231ZM231 112H230V113H231ZM145 113H146V112H145ZM182 113H183V114H182ZM200 113H201V112H200ZM212 113H213V112H212ZM217 113H218V112H217ZM219 113H221V112H219ZM226 113H227V112H226ZM230 113H229V115H230ZM232 113H231V115H232ZM236 113H237V112H236ZM245 113H244V115H245ZM140 114H142V113H140ZM202 114H203V113H202ZM240 114H241V113H240ZM168 115H169V116H168ZM192 115H193V114H192ZM192 115H191V116H192ZM209 115H211V114H209ZM217 115H218V114H217ZM226 115H228V113H227ZM231 115H230V116H231ZM235 115H236V114H235ZM248 115H250L249 118H248ZM146 116H147V114H146ZM180 116H181V119L183 118L182 120L180 119ZM182 116H183V117H182ZM186 116H187V115H186ZM193 116H194V115H193ZM213 116H214V115H213ZM230 116H229V117H230ZM233 116H234V115H233ZM257 116H258V117H257ZM142 117H143V116H142ZM148 117H149V116H148ZM148 117H147V118H148ZM167 117H169V118H167ZM195 117H196V116H195ZM202 117L205 118V116H202ZM208 117H209V120H210L211 122H213L212 120H215V119H212V120H211V119H210V116H208ZM224 117H225V116H224ZM241 117H242V116H241ZM149 118H150V117H149ZM193 118H194V117H193ZM211 118H212V115H211ZM252 118H253V119H252ZM178 119H180V121H179ZM197 119H198V118H197ZM197 119H195V120H197ZM201 119H202V118H201ZM223 119H224V118H222V119L220 118V119H218V120H220L221 123H222ZM244 119H243V120H244ZM152 120H153V119H152ZM155 120H157V119L155 118ZM160 120H161V119H160ZM160 120H159V121H160ZM177 120H178L179 122H178ZM241 120H242V119H241ZM141 121H143V120H141ZM146 121H148V120H146ZM190 121H191V120H190ZM190 121H187V122H186V121L184 120V123H191ZM193 121H194V120H193ZM193 121H192V123H193V125H194V122H195V121H194V122H193ZM201 121H202V120H201ZM210 121H208V118H207V122L209 123ZM215 121H216V120H215ZM220 121H218V122L220 123ZM239 121H240V120H239ZM197 122H198V121H197ZM203 122H204V119H203ZM149 123H150V122H149ZM153 123H154V121H153ZM160 123H163V122H160ZM164 123H166V122H164ZM223 123H224V122H223ZM169 124H168V125H169ZM195 124H196V127H197V125L200 126V125L197 124L196 122H195ZM206 124H207V123H206ZM231 124H232V125H231ZM163 125H164V124H163ZM187 125H188V124H187ZM193 125H189V130H190V128H191L190 126H193ZM204 125H205V122H204ZM207 125H208V124H207ZM211 125H212V123L210 124V126H211ZM216 125H217V124H216ZM201 126H203V125L201 124ZM201 126H200L201 130L204 131L205 129H204V130L202 129V128H204V127H201ZM214 126H215V127H214ZM218 126H219V124H218ZM224 126H225V123H224ZM163 127H164V126H163ZM193 127H194L193 130H195V129H196L195 125H194ZM193 127H192V128H193ZM205 127H206V130H207V128L209 127V125H208V127L205 125ZM226 127H228V126H226ZM161 128H162V127H161ZM209 128H210V127H209ZM209 128H208V130H209ZM212 128H210V129L212 130ZM143 129H144V128H143ZM146 129H147V128H146ZM198 129H199V128L197 127V129H196L195 131H196L197 133H200V132L202 133V131H200V130H198ZM214 129H213V130H214ZM193 130H192V131H193ZM197 130H198L199 132H198ZM211 130H210V131H211ZM87 131H88V130H87ZM141 131H142V130H141ZM143 131H144V130H143ZM195 131L193 132V134H192V132H191L190 134H191V135H195V134H196ZM210 131H209V132H210ZM144 132H147V131L145 130ZM154 132H155V131H154ZM162 132H163V131H162ZM180 132H181V130H180ZM180 132H179V133H180ZM205 132H208V131H204V133H205ZM212 132H213V131H212ZM86 133H87V132H86ZM194 133H195V134H194ZM204 133H203V135H204ZM143 134H144V133H143ZM145 134H147V133H145ZM155 134H156V133H155ZM190 134H189V135H190ZM207 134H208V133H207ZM140 135H142V134H140ZM166 135H167V134H166ZM166 135H165V136H166ZM201 135H202V134H201ZM212 135H213V133H212ZM217 135H219V136H217ZM145 136H146V135H145ZM145 136L142 135V137H144V138H145ZM196 136H197V135H196ZM207 136H209V135H207ZM207 136H206V137H207ZM210 136H211V135H210ZM147 137H148V136H147ZM171 137H172V136H171ZM190 137H192V136H190ZM193 137H194V136H193ZM80 138H81V137H80ZM139 138H141V137L139 136ZM172 138H173V137H172ZM194 138H195V137H194ZM194 138H192V139H194ZM210 138H211V137H210ZM141 139H142V138H141ZM145 139H146V138H145ZM169 139H170V138H169ZM196 139H197V138H196ZM206 139H207V138H206ZM76 140H77V139H76ZM90 140H91V139H90ZM143 140H144V139H143ZM170 140H171V139H170ZM175 140H176V138H175ZM178 140H179V139H178ZM189 140H190V139H189ZM198 140H199V139H198ZM141 141H142V140H141ZM93 142H94V141H93ZM144 142H145V141H144ZM153 142H154V141H153ZM91 143H92V142H91ZM155 143H156V141H155L153 144H155ZM161 143H163V142H161ZM170 143H171V142H170ZM186 143H188V141H187ZM194 143H195V142H194ZM95 144H96V143H95ZM141 144H142V143H141ZM156 144H157V143H156ZM142 145L144 146V144H142ZM175 145H176V143H175ZM180 145H181V143H180ZM199 145H200V144H198V146H199ZM258 145H263V147L260 146V147H262L263 149L260 148L261 150H260V149L257 150V149L259 148ZM93 146H94V145H93ZM98 146H99V145H98ZM143 146H141V147H143ZM164 146H165V144H164ZM172 146H173V144H172ZM176 146H177V145H176ZM176 146H175V147H176ZM196 146H197V145H196ZM202 146H206V145L203 144ZM96 147H97V146H96ZM100 147H101V146H100ZM104 147L106 148V146H104ZM104 147H103V148H104ZM166 147H167V146H166ZM169 147H170V146H169ZM92 148H93V147H92ZM94 148H95V147H94ZM153 148H154V147H153ZM195 148H196V147H195ZM200 148H201V146H200ZM170 149H171V147H170ZM202 149H203V148H202ZM204 149H205V147H204ZM204 149H203V150H204ZM250 149H252V150L250 151ZM93 150H94V149H93ZM102 150H103V149H102ZM151 150H153V149H151ZM193 150H194V149H193ZM247 150L250 152V154L252 155V157H254V158H252L251 160H252V161L255 160V161H254V162L251 161V162H249V163H247V162H248L247 160H246V162H244V161H243V162H239V160L237 159V157H239V155H240V156H241V155L243 156L244 152H246ZM262 150H263V152H261ZM100 151H101V150H100ZM141 151H142V150H141ZM145 151H146V150H145ZM148 151H149V150H148ZM154 151H155V149H154ZM162 151H163V150H162ZM165 151H166V150H165ZM168 151H169V150H168ZM201 151H202V150H201ZM248 151H247V152H248ZM104 152H105V151H104ZM169 152H170V151H169ZM172 152H173V150H172ZM172 152H171V154H172ZM247 152H246V154H247ZM101 153H102V152H101ZM147 153H148V152H147ZM159 153H160V152H159ZM176 153H177V151H176ZM148 154H149V153H148ZM204 154H205V153H204ZM246 154H245V155H246ZM248 154H249V153H248ZM254 154H255V155H254ZM143 155H144V154H143ZM145 155H146V154H145ZM156 155H157V154H156ZM158 155H159V154H158ZM177 155H178V154H177ZM193 155H194V154H193ZM202 155H203V154H202ZM213 155H212V156H213ZM245 155H244L243 157H245ZM162 156H163V154H162ZM178 156H179V155H178ZM198 156L200 157V155H198ZM198 156H197V157H198ZM212 156H211V157H212ZM248 156H250V155H248ZM101 157H102V156H101ZM143 157H144V156H143ZM148 157H149V155H148ZM152 157H154V154H153ZM160 157H161V156H160ZM194 157H195V156H194ZM214 157H215V156H214ZM104 158H105V157H104ZM137 158H138V157H137ZM156 158H157V157H156ZM188 158H189V157H188ZM191 158H192V157H191ZM255 158H256V159H255ZM138 159H140V158H138ZM147 159H148V158H147ZM150 159H151V158H150ZM153 159H155V158H153ZM153 159H152V160H153ZM158 159H159V158H158ZM205 159H206V158H205ZM155 160H156V159H155ZM166 160H167V159H166ZM186 160H187V159H186ZM188 160H189V159H188ZM188 160H187V161H188ZM190 160H191V159H190ZM140 161H142V160L140 159ZM146 161H147V160H145V162H146ZM181 161H182V160H181ZM183 161H184V160H183ZM196 161H197V160H196ZM211 161L213 162L212 159H211ZM221 161H222L223 163H222ZM142 162H143V161H142ZM145 162H143V164H144ZM158 162H159V161H158ZM169 162H170V161H169ZM261 162H262V163H261ZM140 163H141V162H139V164H140ZM147 163H148V162H147ZM152 163H153V162H152ZM175 163H176V161H175ZM183 163H184V162H183ZM213 163H214V162H213ZM244 163H245V164H244ZM211 164H212V163H211ZM211 164H210V165H211ZM215 164H217V163H215ZM147 165H148V164H147ZM150 165H151V163H150ZM156 165H157V164H156ZM161 165H162V164H161ZM166 165H168V164L166 163ZM187 165H188V164H187ZM212 165H213V164H212ZM142 166H143V165H142ZM142 166H141V167H142ZM158 166H159V164H158ZM188 166H189V165H188ZM213 166H215V165H213ZM160 167H161V166H160ZM160 167H158L159 170H160ZM162 167H163V166H162ZM175 167H176V166H175ZM210 167H211V166H210ZM217 167H219V166H217ZM220 167H221V166H220ZM143 168H144V167H142V169H143ZM156 168H157V166H156ZM158 168H157V169H158ZM167 168H168V167H167ZM176 168H178V167H176ZM224 168H225V167H224ZM152 169H154V167H152ZM164 169H165V167H164ZM210 169H211V168H210ZM227 169H225V170H227ZM144 170H145V169H143V172L140 171V173H144ZM177 170H178V169H177ZM207 170H208V169H207ZM136 171H137V170H136ZM153 171H154V170H153ZM160 171H161V170H160ZM164 171H165V170H164ZM218 171H217V173H218ZM222 171L224 172V174H223ZM165 172H167V171H165ZM174 172H175V171H174ZM179 172H180V171H179ZM150 173H151V171H150ZM144 174H145V173H144ZM175 174H176V172H175ZM139 175H140V174H139ZM146 175H147V173H146ZM148 175H149V174H148ZM148 175H147V177L150 176V175H149V176H148ZM168 176H170V175H167L166 177H168ZM178 176H179V175H178ZM211 176H212V175H211ZM211 176H210V177H211ZM263 176H264V175H263ZM152 177H154V176H151V178H152ZM178 178H180V177H178ZM218 178H219V176H218ZM263 178H264V177H263ZM169 179H170V178H169ZM219 179H220V178H219ZM260 179H261V180H260ZM148 180H149V179H148ZM157 180H158V178H157ZM171 180H172V179H171ZM182 180H183V179H182ZM144 181H145V180H144ZM153 181H154V180H153ZM158 181H159V180H158ZM215 181H216V180H215ZM173 182H174V181H173ZM171 183H172V182H171ZM184 183H185V182H184ZM216 183H217V182H216ZM216 183H215V184H216ZM150 184H151V183H150ZM154 184H155V183H154ZM156 184H158L157 181H156ZM163 184H164V183H163ZM185 184H186V183H185ZM182 185H183V184H182ZM216 185H217V184H216ZM220 185H221V184H220ZM153 186H154V185H153ZM155 186H156V185H155ZM157 186H158V185H157ZM162 186H163V185H162ZM183 186H184V185H183ZM159 187H160V186H159ZM186 187H187V186H186ZM259 187H261V188L259 189ZM161 188H162V187H161ZM189 188H190V187H189ZM188 190H189V189H188ZM258 190H260V191H258ZM263 190H262V191H263ZM189 191H191V190H189ZM257 191H258V192H257ZM251 192H253V193H251ZM194 193H195V192H194ZM225 195H226V194H225ZM190 196H191V195H190ZM221 197H223V196H221ZM226 197H227V196H226ZM192 198H196V196H195V197L192 196ZM260 198H261V197H260ZM196 199H197V198H196ZM256 199H257V198H256ZM192 200H194V202H195V199H192ZM251 200L253 201V200H255V198L252 197ZM251 200H250V201H251ZM227 201H228V199H227ZM229 201H228V204H229ZM261 202H263V201H261ZM195 203H196V204L198 203V205H200L202 202H195ZM251 203H252V202H251ZM254 203H255V202H254ZM203 204H204V203H203ZM203 204H201V206H202ZM262 204H264V203H262ZM191 205H192V204H191ZM194 205H195V204H194ZM198 205H197V207H198ZM206 205H207V204H206ZM233 205H234V206H233ZM195 206H196V205H195ZM201 206L198 208L199 212H200V208H201V210L204 209V208H202L203 206H202V207H201ZM249 206H248V207H249ZM252 206H253V205H252ZM257 206H259V205H257ZM197 207H196V208H197ZM260 207H261V205H260ZM229 208H230V207H229ZM249 208H250V207H249ZM249 208H248V209H249ZM208 209H209V208H208ZM231 209H232V208H231ZM243 209H244V211H242ZM248 209H247V210H248ZM253 209H254V208H253ZM198 210H197V211H198ZM204 210H205V209H204ZM206 210H207V209H206ZM234 210H233V211H234ZM251 210H252V208H251ZM261 210H262V208H261ZM195 211H196V209L194 210V212H195ZM209 211L212 212L211 210H209ZM228 211H229V210H228ZM194 212H193V213H194ZM200 213H201V212H200ZM212 213H213V212H212ZM212 213H211V214H212ZM230 213H231V212H230ZM195 214H196V212H195ZM197 214H198V213H197ZM231 214H232V213H231ZM235 214H234V215H235ZM200 215H202V214H200ZM228 215H229V216H232V215H230V214H228ZM244 215H246V214H244ZM211 216H212V215H211ZM249 217H250V216H249ZM204 218H205V216H204ZM238 218H239V217H238ZM240 218H241V217H240ZM257 218L259 219V217H257ZM262 218H263V216H262ZM205 219H206V218H205ZM212 219H213V218H212ZM212 219H211V220H212ZM235 219H237V218H235ZM211 220H210V221H211ZM241 220H242V219H241ZM241 220L239 219V221H241ZM245 220H246V219H245ZM248 220H249V219H248ZM250 220H252V219L250 218ZM232 221H233V220H232ZM235 221H236V220H235ZM243 221H244V219H243ZM255 221H256V219H255ZM257 221H258V220H257ZM261 221H262V220H261ZM258 222H259V221H258ZM235 223H236V222H235ZM239 223H240V222H239ZM239 223H237V224H239ZM243 223H244V222H243ZM245 223H246V222H245ZM241 224H242V223H241ZM246 225H247V224H246ZM260 225H261V223H260ZM238 226H239V225H238ZM240 226H241V225H240ZM244 226H245V225H244ZM248 226H249V225H248ZM256 226H257V225H256ZM262 226H263V225H262ZM242 227H243V226H242ZM242 227H241V229L243 230ZM246 227H247V226H246ZM243 231H244V230H243ZM248 231H249V230H248ZM248 231H247V232H248ZM250 231H251V230H250ZM254 232H255V231H254ZM254 232H253V233H254ZM246 234H248V233H246ZM259 234H260V233H259ZM263 234H264V233H263ZM250 235H251V234H250ZM254 235H255V233H254L252 236L254 237ZM257 235H258V234H257ZM112 236H113V235H112ZM251 238H252V237H251ZM122 239H123V238H122ZM122 239L120 238V241H121ZM252 239H253V238H252ZM254 239H255V238H254ZM257 239H258V238H257ZM259 239H260V238H259ZM260 240H262V239H260ZM260 240H259V241H260ZM249 241H252V240H249ZM259 241H258V242H259ZM253 244H254V247H255V242H254ZM260 245H261V244H260ZM263 245H264V243H263ZM103 247H104V246H103ZM114 249H115V248H114ZM135 249H136V248H135ZM115 250H116V249H115ZM115 250H114V251H115ZM136 250H137V249H136ZM131 251H132V250H131ZM118 252H119V251H118ZM123 252H124V251H123ZM123 252H122V253H123ZM132 252H133V251H132ZM262 252H263V251H262ZM111 253H112V252H111ZM111 253L108 252L109 255L105 257V259L108 260V261H107V262H108L107 264H124V263H123V260L120 261V259H116V258H114V256L111 255ZM127 253H128V252H127ZM130 253H131V252H130ZM260 253H261V252H260ZM132 254H133V253H131L130 255H132ZM134 254H135V253H134ZM113 255H114V253H113ZM130 255H129V256H130ZM262 256H263V254H262ZM125 257H126V256H125ZM100 258H101V257H100ZM234 258H235V257H234ZM126 259H127V258H126ZM230 259H231V258H230ZM244 260H245V259H244ZM21 262H24V260L21 261ZM22 264H23V263H22ZM130 264H131V263H130ZM230 264H232V263H230ZM237 264H238V263H237Z\"/></svg>","mask_w":264,"mask_h":264}]
</instances>
